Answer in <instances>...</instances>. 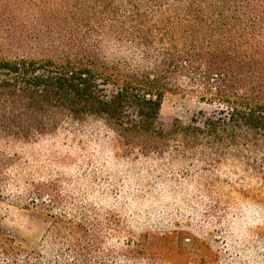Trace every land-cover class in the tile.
I'll return each instance as SVG.
<instances>
[{
	"label": "trees",
	"instance_id": "trees-1",
	"mask_svg": "<svg viewBox=\"0 0 264 264\" xmlns=\"http://www.w3.org/2000/svg\"><path fill=\"white\" fill-rule=\"evenodd\" d=\"M45 1L0 0V188L54 214L45 250L4 237L1 264H62L66 246L69 264H86L101 243L57 211L64 198L56 181L13 173L5 141H33L86 116L103 117L142 152H163L172 140L185 149L264 134V0H53L62 25L27 20ZM175 90L223 105V117L164 128L158 112Z\"/></svg>",
	"mask_w": 264,
	"mask_h": 264
},
{
	"label": "rangeland",
	"instance_id": "rangeland-1",
	"mask_svg": "<svg viewBox=\"0 0 264 264\" xmlns=\"http://www.w3.org/2000/svg\"><path fill=\"white\" fill-rule=\"evenodd\" d=\"M53 2L33 6L26 19L62 25ZM104 89L110 94L113 86ZM222 108L175 90L165 93L158 122L203 127L223 117ZM137 141L122 138L103 117L86 116L33 141H5L3 150L15 161L13 173L56 181L64 198L57 211L99 235V250L86 264H264V134L185 149L172 140L158 153L142 152ZM13 193L0 188V239L45 250L54 214ZM62 235L71 240L68 231ZM71 261L66 246L62 264Z\"/></svg>",
	"mask_w": 264,
	"mask_h": 264
}]
</instances>
